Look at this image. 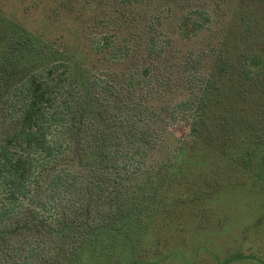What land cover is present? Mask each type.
Listing matches in <instances>:
<instances>
[{"label":"trees","instance_id":"trees-1","mask_svg":"<svg viewBox=\"0 0 264 264\" xmlns=\"http://www.w3.org/2000/svg\"><path fill=\"white\" fill-rule=\"evenodd\" d=\"M210 1L229 0H112L85 49L61 50L23 29L0 50V264H60L61 253L86 264L92 248L103 257L126 215L144 210L120 200L147 167L151 213L170 189L176 204L208 201L221 183L205 173L222 160L217 152L264 179V0H238L217 44L206 38L219 6ZM175 3L181 17L170 33ZM182 123L192 141L165 166L148 165ZM73 147L90 150V173L63 163ZM195 166L205 171L192 187ZM65 237L66 250L54 253Z\"/></svg>","mask_w":264,"mask_h":264},{"label":"rangeland","instance_id":"rangeland-1","mask_svg":"<svg viewBox=\"0 0 264 264\" xmlns=\"http://www.w3.org/2000/svg\"><path fill=\"white\" fill-rule=\"evenodd\" d=\"M218 3L210 1L209 4L216 6ZM111 4L112 0H0V50L18 35H26L23 29L46 42L57 40L55 46L59 42L61 50L73 44L85 49L93 23L109 14ZM238 5V0L219 3L218 15L206 36L209 41L211 38L214 44L220 41L230 18H235ZM178 8L180 4L175 3L177 12L165 20V28L170 33L178 27L181 17ZM239 36H233L238 48L243 44ZM180 47L185 49L187 43L181 42ZM88 56L90 59V52ZM168 130L159 139L160 144L149 153L148 165L155 166L156 170L171 159L175 160L179 142L187 144L193 139L186 123L170 125ZM211 149L205 148L204 153L214 154ZM75 150L71 148L63 163L76 172L90 173V150L85 153ZM216 156L222 160L216 161L217 167L208 165L205 173L218 174L221 183L201 206L191 199H187L185 205L176 204L170 189L169 203L159 205L155 213H151L146 209L152 205L149 193L152 187L147 181L150 169L147 167V171L128 180L127 195L121 198V205L134 204L127 203L128 200L140 201L144 210L138 217L137 213L129 212L124 219L129 223L115 234V242L105 250L104 256L99 255V249L92 248L86 264H264V179L259 181L255 165L247 168L240 163L231 164L220 152ZM203 171L193 167L187 179L192 187H197L195 177ZM85 199L89 203L90 195ZM64 207L66 215L74 213L73 206L65 203ZM69 244L65 237L54 246V253L66 250ZM63 254L60 264L79 262L70 261L68 254Z\"/></svg>","mask_w":264,"mask_h":264}]
</instances>
